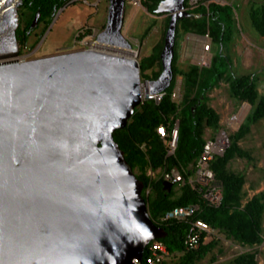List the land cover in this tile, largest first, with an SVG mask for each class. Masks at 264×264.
Listing matches in <instances>:
<instances>
[{
	"label": "water",
	"instance_id": "95a60500",
	"mask_svg": "<svg viewBox=\"0 0 264 264\" xmlns=\"http://www.w3.org/2000/svg\"><path fill=\"white\" fill-rule=\"evenodd\" d=\"M184 2L155 9L170 18L152 93L171 83L177 21L191 15ZM21 3L0 0V41L16 46L14 59L0 61V264H134L167 235L113 136L141 104L138 64L89 49L18 60ZM124 6L109 0L97 39L131 48ZM172 186L162 182L167 192Z\"/></svg>",
	"mask_w": 264,
	"mask_h": 264
},
{
	"label": "trees",
	"instance_id": "16d2710c",
	"mask_svg": "<svg viewBox=\"0 0 264 264\" xmlns=\"http://www.w3.org/2000/svg\"><path fill=\"white\" fill-rule=\"evenodd\" d=\"M67 1L22 0L21 7L28 9L31 14L25 21V29L18 28L17 34L20 36L17 35V38L22 43L26 42V30L32 15L37 10L44 24L47 25L52 19L54 9L56 11ZM160 1L144 0L143 5L149 12L155 14V9ZM187 1L185 0L184 5H187ZM205 1H209L207 6L204 4ZM236 10L234 4H218L211 0H200L197 6L189 11L192 12V15L181 17L177 23H181L184 30L207 35L217 47L209 66L191 65L185 72L184 96L182 107L179 109L178 104L171 99L173 90L169 88L174 79L173 76L177 72L173 65V59L172 80L169 87L165 89L166 94L162 99L159 102L143 101L135 109L127 126L117 129L113 133L114 140L124 151L126 161L133 170L137 167L141 171L136 176L144 183L142 195L147 203L150 218L167 232L165 237L154 240L163 242L171 255L180 254V261L177 264H194L215 246L216 240L211 239L206 242L201 238L196 249L185 250L183 241L189 228L188 223L160 221V217L167 210L176 206L190 203L200 204L202 209L194 218L203 219L211 228L224 232L226 236L241 244L254 245L263 241L261 213L264 209V190L255 194L241 207L244 176L227 170V163L234 155L247 156L246 151L239 147L237 141L244 136L252 121L264 116V95L258 94L254 75L249 73L234 74L231 59L223 51L224 43H230L235 34L233 15ZM195 14L198 16L195 17ZM250 19L257 34L264 36V0L261 5L250 10ZM151 58L153 62L156 59L160 61V52ZM139 65L141 73L143 66L141 63ZM159 65L161 70V61ZM160 70L153 75L154 79L158 77ZM223 78L228 79L232 96L239 101L250 102L253 109L233 134L230 145L223 156H218L211 162V168L216 178L223 184V201L218 207H212L204 203L198 191L187 182V177L191 174L190 165L195 162L205 143L203 137L205 124L214 130L220 127L217 112L207 106V91L215 87L218 81ZM175 119L179 120L177 146L174 155L166 156L167 139H162L156 128L158 125L164 124L167 131L170 132ZM142 144L145 145V150L141 148ZM172 166L179 168L185 178L183 184H178L181 185L180 191L175 197L173 189L176 184H173L171 190L167 192L162 188V175L153 180L146 173L148 168L156 170ZM148 187L153 190V195L145 194ZM146 254L147 247L144 248V257ZM255 255V251L245 252L224 264H257Z\"/></svg>",
	"mask_w": 264,
	"mask_h": 264
},
{
	"label": "rangeland",
	"instance_id": "374dc122",
	"mask_svg": "<svg viewBox=\"0 0 264 264\" xmlns=\"http://www.w3.org/2000/svg\"><path fill=\"white\" fill-rule=\"evenodd\" d=\"M218 1L224 4H234L237 8L233 15L235 34L230 43H224V54L230 57L234 74L249 73L254 75L256 89L258 94L262 96L264 95V37L258 35L251 24L250 10L261 5L263 0ZM143 2L144 0H125L121 32L130 43L131 48L138 51L136 59L143 66L142 77L154 79L153 75L160 70L161 58L160 61L156 59L153 62L151 56L161 53L163 50L169 15L151 13L143 5ZM19 6L20 4L16 9L17 26H23L28 13H24L21 17ZM108 6L109 0H76L74 3L68 4L47 25L41 23L29 35L25 43L19 44L17 42V58L31 60L55 53L88 48L89 44H86L83 38L76 36L82 34L86 26L94 28L98 33L103 31ZM204 40H206V35L186 31L181 23H177L173 55V65L177 72L173 76L174 79L169 88L176 89L178 92L175 102L179 109L182 107L184 96L185 72L191 65L208 67L214 52L217 50L209 38L210 50L206 54L207 64H202L199 55L201 54L200 44ZM14 47L16 46L5 40L0 43V49H6L2 50L0 54L4 53L2 56L11 54ZM161 72L162 62L159 75ZM241 105H244L242 120L244 122L246 116L252 111L253 105L246 100L239 101L234 98L226 78L220 79L215 87L207 91V106L217 112L220 128H224L228 132L230 141L241 124L228 126L227 121ZM217 131L218 129L214 130L205 124L203 137L208 139L214 136ZM237 143L240 148L246 151L247 156L234 155L227 163V170L244 176L241 198V207H243L255 194L264 190V116L252 121L244 136ZM142 149L145 150V148ZM163 169L152 170L148 168L146 173L155 180L161 175ZM134 173L137 175L141 171L136 167ZM180 186L178 184L174 186V197L179 194ZM147 193L154 194L149 187L145 190V194ZM261 227L264 240V209L261 213ZM211 239L216 240L215 246L194 264H224L232 261L239 254L253 251L256 252V263L264 264V241L254 245L241 244L216 229L208 235L206 242ZM179 255H168L164 263L177 264L180 261Z\"/></svg>",
	"mask_w": 264,
	"mask_h": 264
},
{
	"label": "built area",
	"instance_id": "2783aa9c",
	"mask_svg": "<svg viewBox=\"0 0 264 264\" xmlns=\"http://www.w3.org/2000/svg\"><path fill=\"white\" fill-rule=\"evenodd\" d=\"M200 0H188L187 5H184V10L189 12L195 8ZM218 4H224L218 0H211ZM209 1H205L204 4L207 6ZM195 17L198 15L195 14ZM100 33V32H99ZM95 31L94 28L86 26L82 31V34H78L76 37L83 38L86 44H89L88 48L91 49L93 42L97 41V36L99 34ZM84 34V35H83ZM195 37H198L195 35ZM78 38V39H79ZM208 36L201 44V54L199 55L200 62L202 64H207V53L210 50V45L208 41ZM132 49V48H131ZM135 50V49H134ZM99 51V50H98ZM135 61L138 64L139 75H140V90H141V103L146 100H154L159 102L162 97L166 94L165 90L152 93L150 90V78H143L140 73V63L137 61L136 57L138 51H135ZM143 78V79H142ZM178 92L174 89L171 92V99L175 101ZM244 105H241L239 109L233 113L227 121L228 126H239L243 120ZM178 126L179 120L175 119L171 131L168 132L164 124L157 126V133L162 139H167V148L166 156H172L175 153L177 146V137H178ZM230 145V139L228 132L224 128H219L214 136L205 139V143L200 151V154L196 158L195 162L190 165L191 174L187 177V182L201 195L204 203L208 206L218 207L223 201V184L216 178L213 169L211 168V162L214 158L218 156H223L225 150ZM141 148H145V145L142 144ZM163 181L171 182L172 184H183L185 178L182 174V171L176 166L166 168L161 173ZM201 206L198 203H190L187 205L176 206L167 210L161 217L160 221H182L188 223V231L186 237L183 241L184 249H196L201 238L204 240L207 239L214 229L209 226V224L201 218H194V216L201 211ZM264 241V240H263ZM147 247V254L143 255L142 259L138 258L133 259L134 264H163L166 257L170 255L165 244L159 240L150 241L145 248Z\"/></svg>",
	"mask_w": 264,
	"mask_h": 264
},
{
	"label": "bare ground",
	"instance_id": "6f19581e",
	"mask_svg": "<svg viewBox=\"0 0 264 264\" xmlns=\"http://www.w3.org/2000/svg\"><path fill=\"white\" fill-rule=\"evenodd\" d=\"M0 25H1V22H0ZM0 43H2V41H0ZM91 47L92 48L89 49V50H93V51H98L99 50L100 52H103V53H110V54H113V55H116V56L132 59V60L135 59V57H134L135 56V50L131 49V48H127L126 46H123V45L114 44V43H110V42H105V41L97 39V41L92 43ZM5 49L6 48H3L2 50L4 51ZM2 50L0 49V53L2 52ZM3 54L4 53L0 54L1 55L0 56V61H4V60L7 61V60L14 59L13 56H10L11 54H8V55L5 54L7 58L3 57L2 56ZM18 60H20V58ZM20 61H22V59Z\"/></svg>",
	"mask_w": 264,
	"mask_h": 264
},
{
	"label": "flooded vegetation",
	"instance_id": "af4514ba",
	"mask_svg": "<svg viewBox=\"0 0 264 264\" xmlns=\"http://www.w3.org/2000/svg\"><path fill=\"white\" fill-rule=\"evenodd\" d=\"M76 0H68L63 6H67L68 4H71V3H74ZM21 5H22V3L20 4V6H19V8L21 9V11H20V14H21V17H22V15H24V13L25 14H27L28 13V17H27V19L29 18V16H30V11L27 9H25V8H22L21 7ZM62 7V6H61ZM60 7V8H61ZM59 9V8H58ZM58 9L55 11V9H54V12H53V15H52V18H54L56 15H57V12H58ZM38 11V10H37ZM36 11V12H37ZM36 12L32 15V17H31V21H30V24L28 25V29L26 30V34H27V38L29 37V35H31V33L34 31V30H36L39 26H40V24L41 23H44V21H43V19H41V17H40V13L38 14L39 16H38V20H37V23H36V25H34V26H30L31 25V23H32V21H33V18H34V16H35V14H36ZM39 12V11H38ZM59 13V12H58ZM25 26H26V23L23 25V26H17V28L15 29V35H16V41L19 43V44H21V41H20V39H18L17 38V35H19L20 36V34H17V30H18V28H20L21 30H23V29H25Z\"/></svg>",
	"mask_w": 264,
	"mask_h": 264
},
{
	"label": "crops",
	"instance_id": "0c3cea01",
	"mask_svg": "<svg viewBox=\"0 0 264 264\" xmlns=\"http://www.w3.org/2000/svg\"><path fill=\"white\" fill-rule=\"evenodd\" d=\"M262 37H264V36H262ZM200 51H201V44H200ZM220 126H221V125H220ZM219 128H220V127H219ZM219 128H218V129H219ZM206 139H207V138H206Z\"/></svg>",
	"mask_w": 264,
	"mask_h": 264
},
{
	"label": "clouds",
	"instance_id": "9594fccd",
	"mask_svg": "<svg viewBox=\"0 0 264 264\" xmlns=\"http://www.w3.org/2000/svg\"><path fill=\"white\" fill-rule=\"evenodd\" d=\"M191 15H192V13L191 12H189ZM207 36V35H206ZM209 38V37H208ZM151 80H152V78H151Z\"/></svg>",
	"mask_w": 264,
	"mask_h": 264
}]
</instances>
